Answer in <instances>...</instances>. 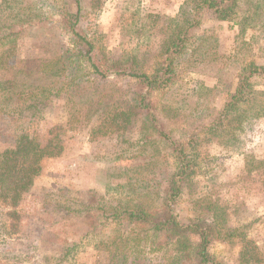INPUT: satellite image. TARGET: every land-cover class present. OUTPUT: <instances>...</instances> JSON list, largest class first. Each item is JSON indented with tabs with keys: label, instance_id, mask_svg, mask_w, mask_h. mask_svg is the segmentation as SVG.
<instances>
[{
	"label": "rangeland",
	"instance_id": "rangeland-1",
	"mask_svg": "<svg viewBox=\"0 0 264 264\" xmlns=\"http://www.w3.org/2000/svg\"><path fill=\"white\" fill-rule=\"evenodd\" d=\"M183 2L18 1L15 15L26 6L39 18L18 37L20 61L0 66V152L27 135L52 154L20 202L17 233L0 238V264L165 262L166 252L149 251L142 230L113 213L157 208L176 167L167 140L135 107L145 83L130 74L165 71V46L185 22L195 25L171 56V83L148 97L157 125L192 164L176 210L185 222L216 219L224 236L208 250L217 261L264 264V115L240 127L213 122L248 65L264 64V0H239L227 21ZM62 9L91 44L92 64L60 22ZM58 60L68 67L57 75ZM252 81L264 107V75Z\"/></svg>",
	"mask_w": 264,
	"mask_h": 264
},
{
	"label": "trees",
	"instance_id": "trees-1",
	"mask_svg": "<svg viewBox=\"0 0 264 264\" xmlns=\"http://www.w3.org/2000/svg\"><path fill=\"white\" fill-rule=\"evenodd\" d=\"M18 1L0 0V66H14L20 61L18 37L24 28L33 24L34 19L39 18V15L31 16L27 13L26 10L33 8L26 6H24L25 10L23 9L24 14L17 12V15H15ZM77 1L75 0V2ZM238 2L239 0H184L182 8L188 5L192 11L205 9L211 12L218 21H227L236 14ZM7 12L9 15L6 14ZM58 15L60 22L64 25V29L70 32L75 39L73 44L76 46L81 44L87 48L84 51L79 48L77 52L82 56L83 60L88 64H92L89 55L92 48L91 44L75 30L76 18L73 21L71 13L63 9ZM246 22L247 20L244 19L238 23L239 32L244 31ZM185 23L186 27L182 32L170 38L165 46L163 52L166 56L165 71L160 73L156 70L150 75L145 73L139 75L130 74L132 77L141 78L145 83V91L136 92L135 107L140 112L146 113L155 128V132L160 138L167 140L165 142L171 148L176 167L165 179L163 195L157 208H127L115 211L113 214L118 220L127 225L138 227L142 230L140 235L142 236L141 242L145 247H148L149 251L166 252L168 257L163 264H223L210 255L208 250L211 241L219 240L224 236L216 228V219H213L211 223L196 219L185 222L181 220L176 210L177 198L181 193L184 180L192 173V164L186 157L182 144L169 139L162 127L157 125L155 115L151 111L150 103H148V97L151 93L159 91V89L171 83L173 64L171 56L179 52L183 34L191 26L195 25L189 22ZM68 52V50L63 52L61 58L66 56ZM66 60L69 59L66 58ZM66 60L61 64L59 60L57 61L56 65L59 68L57 75L66 71L68 67ZM43 67V71L46 68L45 72H49L50 68H52L48 65L46 67L43 65ZM92 68L95 72L102 74L94 64ZM260 75H264V64L255 65L250 63L247 70L240 75L235 90L213 121L218 123L216 125L220 126V122L229 120V122H233L237 127H240L243 121L249 118L250 114H253V116L264 115V107L257 97L260 93L254 90L252 81ZM29 94L34 96L32 91ZM120 116L121 114L118 115V117ZM130 117L131 115H128L126 122H128ZM211 124L210 126H213ZM210 130H217V127L214 126ZM47 145L41 147L40 144L27 135H20L17 137L13 147L0 152V238L2 242L18 231V226L22 219L19 209L20 202L24 194L30 190L34 179L38 176L41 170V160L52 154L51 147L49 148ZM4 235L5 237H2ZM139 264L151 263H147L144 260L143 263L140 262Z\"/></svg>",
	"mask_w": 264,
	"mask_h": 264
},
{
	"label": "crops",
	"instance_id": "crops-1",
	"mask_svg": "<svg viewBox=\"0 0 264 264\" xmlns=\"http://www.w3.org/2000/svg\"><path fill=\"white\" fill-rule=\"evenodd\" d=\"M179 8H180V5L178 4L177 9H179ZM177 12H178V10H177ZM177 12H176V13H177Z\"/></svg>",
	"mask_w": 264,
	"mask_h": 264
}]
</instances>
